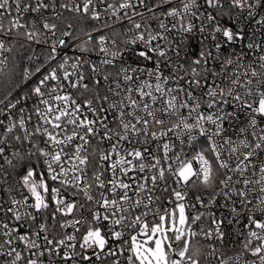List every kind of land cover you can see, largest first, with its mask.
Returning <instances> with one entry per match:
<instances>
[{"label":"snow or ice","instance_id":"snow-or-ice-1","mask_svg":"<svg viewBox=\"0 0 264 264\" xmlns=\"http://www.w3.org/2000/svg\"><path fill=\"white\" fill-rule=\"evenodd\" d=\"M101 6L147 63L92 32L67 54L63 12ZM22 40L43 58L4 55ZM0 192V264H201V236L264 264V0H0Z\"/></svg>","mask_w":264,"mask_h":264},{"label":"built area","instance_id":"built-area-1","mask_svg":"<svg viewBox=\"0 0 264 264\" xmlns=\"http://www.w3.org/2000/svg\"><path fill=\"white\" fill-rule=\"evenodd\" d=\"M108 3H113L115 2V0H107ZM100 10L102 12V16H101V21H91L89 19L86 18H81L79 15L77 14H72V13H68V12H63V17H62V23H60V29L61 31L67 30V25L69 23H71L73 25V38L70 40V44L72 45V47L66 49V52L69 56H74V55H78V48L77 46L81 43H83L85 40H87V36L85 35L86 32H92V35L94 37L93 43H95V38L98 37L101 34H104L108 37V47L112 50V51H116L117 48H113L111 41L112 39H116L117 40V44H118V48L123 51L125 48H127V51H123V56H124V60L121 61L120 63H127V64H132L133 66H135V62H139L141 65L147 63L144 61H141L139 56H138V52L140 50V48L138 46H133V45H126L124 43V41L131 39V36L135 33H129L127 35H123L122 33L127 29L130 28L131 25L127 23V21H124L123 27L117 23L113 25V28L116 30V32L121 33V35H115L112 31V29H108L105 28L103 30V32H94L93 31V26L94 25H101L103 22L107 21V23L112 24L113 20L115 19V17H113L111 15V12L109 11L108 13H104L103 12V6L100 7ZM138 11H142V9H137ZM234 11H239L238 9L234 10ZM123 13H119V15H122ZM136 19L141 22V23H149L152 25L153 28L156 27L158 21L153 20V19H149L147 18V14H146V20L145 21H140L139 17H136ZM60 33H57V36H59ZM21 43H25L23 40L21 41ZM207 43V42H206ZM191 44L193 45V47L190 48L191 52H198L199 48L196 47L195 45L197 44L196 40H192ZM88 47H92V43H89L87 45ZM44 45H35L33 44L31 49H28L27 44L25 43V48H20L19 45L16 46V49H14V51L12 53H5L4 55H7L9 57V59L11 60L13 57L17 58L18 60L20 58H24L23 59V65L27 66L28 61L26 59V57L28 55H32L33 52L35 54V56L41 57V59L43 58V52H44ZM228 51H231V49H229ZM213 53L215 54V49H213ZM88 58H90L91 60H93L94 62H96L97 64L100 63V60L105 58L103 56V54H99L97 55L96 52L90 53ZM107 58H111V57H107ZM183 58V57H181ZM220 59H224V54L221 55ZM247 57L245 58V61H243L244 63H247ZM190 62V60H189ZM117 67H119V63H117L116 65ZM149 67H151V65H148ZM215 67L217 68V70H219V62L216 63ZM254 67H257V65H254ZM234 69V66H229L228 67V71L232 72ZM108 71H112L113 74L115 73V68H108ZM239 71L243 72L244 69L241 68L239 69ZM115 78V77H114ZM212 78L211 76L209 77V82H211ZM217 83H219V78H217ZM107 85H105V89H106ZM105 89H101V92L103 93V91ZM206 91V89H205ZM258 178V173H257V177ZM212 190H204V189H199V192L202 193L205 197V203H207V199L209 196V193ZM216 191H219V189H216ZM197 194L196 190H190V197L194 199V196ZM0 195H3L2 192H0ZM5 199H7V197L5 196ZM219 204H223V200L220 199L218 201ZM200 211H204V209H198ZM210 211L215 212L217 215H219L221 212H223L225 215H227V210H225L222 207H216V206H210ZM74 215H79L78 213H74ZM191 215H195V211L191 212ZM83 216H89V213L85 210L83 212ZM71 218V217H69ZM203 223L205 225V227L207 228L210 225V220L208 218V216L206 215L203 218ZM86 227V226H85ZM68 232H71L72 229L69 228L67 230ZM83 231V229H82ZM79 235V234H78ZM193 240H197L200 241L202 243V255H203V264H216V258L213 257L211 258V262L208 259V253H209V249L207 247L208 243H210V241H207L204 239V237H197L194 238ZM239 238H233L232 241L230 242V245L225 247L222 251L224 253V258H227L229 256H234L236 255L239 251H240V247H239ZM245 259H250L251 257L249 255H245L244 257Z\"/></svg>","mask_w":264,"mask_h":264},{"label":"trees","instance_id":"trees-1","mask_svg":"<svg viewBox=\"0 0 264 264\" xmlns=\"http://www.w3.org/2000/svg\"><path fill=\"white\" fill-rule=\"evenodd\" d=\"M192 245L193 246H199L200 248L202 247V243L200 241H197V240H192ZM200 260H201V264H203V255H202V252H201Z\"/></svg>","mask_w":264,"mask_h":264}]
</instances>
